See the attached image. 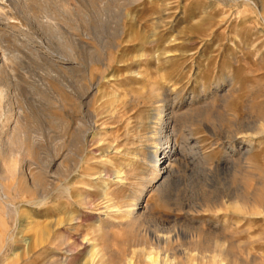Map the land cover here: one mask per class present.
I'll use <instances>...</instances> for the list:
<instances>
[{"label": "rangeland", "instance_id": "1", "mask_svg": "<svg viewBox=\"0 0 264 264\" xmlns=\"http://www.w3.org/2000/svg\"><path fill=\"white\" fill-rule=\"evenodd\" d=\"M0 93V264H264V0H0Z\"/></svg>", "mask_w": 264, "mask_h": 264}, {"label": "bare ground", "instance_id": "2", "mask_svg": "<svg viewBox=\"0 0 264 264\" xmlns=\"http://www.w3.org/2000/svg\"><path fill=\"white\" fill-rule=\"evenodd\" d=\"M1 94V93H0ZM132 207V206H131ZM127 211H129V210H127ZM123 212V211H122ZM131 214V213H130ZM123 216V215H122Z\"/></svg>", "mask_w": 264, "mask_h": 264}]
</instances>
